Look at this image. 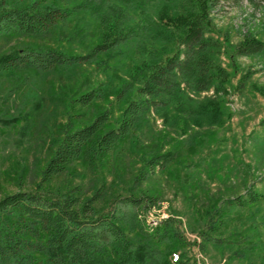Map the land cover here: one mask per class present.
Listing matches in <instances>:
<instances>
[{
    "label": "rangeland",
    "instance_id": "374dc122",
    "mask_svg": "<svg viewBox=\"0 0 264 264\" xmlns=\"http://www.w3.org/2000/svg\"><path fill=\"white\" fill-rule=\"evenodd\" d=\"M9 1L27 6L37 0ZM213 1L204 30L216 42L217 62L231 79L219 93L212 88L194 95L192 105L222 101V115L210 124L195 110L188 116L170 110L166 119L152 113L97 167L76 161L50 182L42 181V171L62 138L74 93L106 90L104 99L77 113L86 112L85 120L106 109L115 124L122 113L117 93L130 83L134 68L150 53L169 54L177 48L176 30L160 15L197 12L199 0H116L104 7L95 0H45L43 7L66 8L72 15L44 35L0 37V58L29 46L88 57L84 65L46 75L0 71V200L18 192L77 190L82 199L101 196L94 206L106 212L114 199L145 191L159 200L139 213L140 220L152 230L176 219L193 244L184 250L192 264H264V202L245 208L225 204L252 192L264 195V48L251 56L233 54L247 39L264 45V0ZM141 13L148 20L138 37L100 46L107 35L126 32ZM169 152L174 160L165 171L134 185L144 159ZM218 207L227 211L225 227L213 235L222 242L206 243L201 232ZM180 253L173 255L174 263Z\"/></svg>",
    "mask_w": 264,
    "mask_h": 264
},
{
    "label": "trees",
    "instance_id": "16d2710c",
    "mask_svg": "<svg viewBox=\"0 0 264 264\" xmlns=\"http://www.w3.org/2000/svg\"><path fill=\"white\" fill-rule=\"evenodd\" d=\"M44 1L14 6L9 0H0V37L44 35L72 15L66 8L43 7ZM95 1L104 7L116 0ZM213 2L199 0L197 12L160 15L164 24L176 30L177 48L169 54L150 53L146 61L134 68L130 83L117 93L122 113L115 124L106 109L85 120L86 112L77 113L104 99L106 90L97 87L74 93L68 105L70 110L62 138L42 171L43 182L63 174L76 161L97 167L128 142L140 123L152 113L166 119L170 110L186 116L195 110L210 124L222 115V101L207 99L196 108L192 105L194 95L207 93L212 88L219 93L231 79L217 62L216 42L211 41L204 30V25L210 23L209 6L213 8ZM147 20L145 15L139 14L126 32L115 31L107 35L100 46L109 48L125 39L138 37ZM263 48L261 42L247 39L233 54L251 56L259 54ZM87 62L88 57L29 46L2 56L0 71L10 75H46ZM173 160L174 155L170 152L148 156L134 185L147 182L158 171H165ZM76 191L57 195L18 192L2 198L0 264H192L186 260L184 250L193 244L187 241L176 219L166 220L152 230L140 220L141 211L157 205L159 198L154 194L132 191L114 199L108 211L97 212L94 205L101 196L82 199ZM261 202H264V195L252 192L247 198L239 196L225 204L228 208H245ZM226 214L221 207L211 212L206 230L201 232L206 243L222 242L213 235L220 234L225 227ZM201 250H206L205 243ZM180 251L179 259L174 263L173 255Z\"/></svg>",
    "mask_w": 264,
    "mask_h": 264
},
{
    "label": "built area",
    "instance_id": "2783aa9c",
    "mask_svg": "<svg viewBox=\"0 0 264 264\" xmlns=\"http://www.w3.org/2000/svg\"><path fill=\"white\" fill-rule=\"evenodd\" d=\"M150 212H151V211H150ZM150 212H149V213H150ZM178 259H179V257L176 255V261H177Z\"/></svg>",
    "mask_w": 264,
    "mask_h": 264
}]
</instances>
